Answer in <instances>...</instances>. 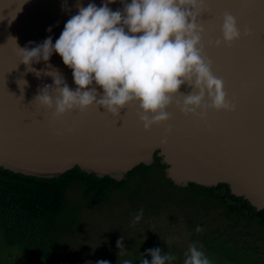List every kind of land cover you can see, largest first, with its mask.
<instances>
[{
	"label": "water",
	"instance_id": "obj_1",
	"mask_svg": "<svg viewBox=\"0 0 264 264\" xmlns=\"http://www.w3.org/2000/svg\"><path fill=\"white\" fill-rule=\"evenodd\" d=\"M89 3L99 7L105 0H0V167L53 178L78 166L121 180L137 165L152 164L157 152L175 185L226 183L232 194L264 209V0H204L198 17L204 54L236 111L209 109L204 119L186 116L175 103L182 104L183 96H177L167 109L172 119L150 131L144 130L136 104L119 116L92 106L56 118L34 100L46 85L54 86L47 73L61 75L72 90L77 85L58 53L33 63L36 71L30 72L20 63L18 46L30 49L48 37L55 44L78 6ZM108 6L123 11L124 0ZM225 12L251 34L215 47L209 41L222 39ZM97 91L102 95L101 88ZM192 91L187 84L180 88L185 95Z\"/></svg>",
	"mask_w": 264,
	"mask_h": 264
},
{
	"label": "clouds",
	"instance_id": "obj_2",
	"mask_svg": "<svg viewBox=\"0 0 264 264\" xmlns=\"http://www.w3.org/2000/svg\"><path fill=\"white\" fill-rule=\"evenodd\" d=\"M115 2L105 0L99 7L94 3L78 6V13L66 22L55 44L48 37L30 49L17 45L20 63L30 72L36 71L33 63L48 62L54 52L73 72L75 90L58 73H47L53 76L54 86L39 90L34 99L39 105L62 118L92 106L119 116L122 109L136 104L145 131L172 119L167 109L177 96H183L182 104L178 100L175 103L186 116L204 119L209 109L236 111V105L228 99L225 82L214 74L213 62L204 54V27L198 21L204 0H124L123 11H113L108 5ZM221 32L222 39L209 44L231 46L242 35L251 34L248 28L241 31L230 12L223 15ZM185 84L193 88L186 95L180 92ZM97 87L103 90L102 95ZM166 131L171 133L172 127ZM141 215L135 220L139 221ZM196 231L202 229L198 226ZM117 247L122 255L123 237ZM148 254L151 262L143 259L141 264H166L176 259L170 252L162 255L159 248L150 249ZM185 257L183 264H210L194 244ZM97 264L109 262L101 260Z\"/></svg>",
	"mask_w": 264,
	"mask_h": 264
},
{
	"label": "trees",
	"instance_id": "obj_3",
	"mask_svg": "<svg viewBox=\"0 0 264 264\" xmlns=\"http://www.w3.org/2000/svg\"><path fill=\"white\" fill-rule=\"evenodd\" d=\"M166 167L157 152L152 164L137 165L121 180L99 177L78 166L53 178L2 166L0 242L41 259L65 254L82 228L86 211L103 210L120 200L152 217L181 214L191 240L201 245L199 250L210 264H264V209L232 194L226 183L175 185L165 176ZM198 226L201 232L196 231ZM165 241L135 233L128 245L136 251L123 257V262H151L149 250L159 248L162 255L170 252L176 258L166 264H183L187 251L167 246ZM0 264L5 261L0 259Z\"/></svg>",
	"mask_w": 264,
	"mask_h": 264
},
{
	"label": "rangeland",
	"instance_id": "obj_4",
	"mask_svg": "<svg viewBox=\"0 0 264 264\" xmlns=\"http://www.w3.org/2000/svg\"><path fill=\"white\" fill-rule=\"evenodd\" d=\"M137 215H141V210H134L119 200L113 206H104L103 210L86 211L82 228L71 239L70 250L65 254L41 259L24 255L15 247L7 248L0 242V259L5 264H97L101 260L108 261L109 264H123L122 258L127 259L136 251L132 250L133 246L128 245L135 233L147 234L149 238L158 240L164 239L165 245L184 251H188L193 244L198 249L201 248V245L191 240L181 214L173 219L176 216L169 212L154 217L142 212L140 220L136 221ZM122 237L124 249L127 250L119 255L117 241Z\"/></svg>",
	"mask_w": 264,
	"mask_h": 264
}]
</instances>
